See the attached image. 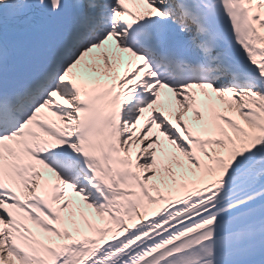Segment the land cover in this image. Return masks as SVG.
I'll use <instances>...</instances> for the list:
<instances>
[{"label": "snow or ice", "instance_id": "snow-or-ice-1", "mask_svg": "<svg viewBox=\"0 0 264 264\" xmlns=\"http://www.w3.org/2000/svg\"><path fill=\"white\" fill-rule=\"evenodd\" d=\"M0 264H264V0H0Z\"/></svg>", "mask_w": 264, "mask_h": 264}]
</instances>
